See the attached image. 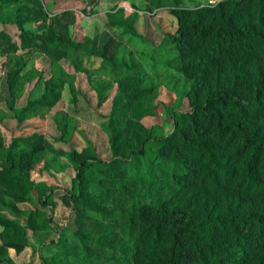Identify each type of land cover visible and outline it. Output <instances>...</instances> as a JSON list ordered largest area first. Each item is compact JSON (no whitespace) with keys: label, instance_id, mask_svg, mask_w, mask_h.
Listing matches in <instances>:
<instances>
[{"label":"trees","instance_id":"1","mask_svg":"<svg viewBox=\"0 0 264 264\" xmlns=\"http://www.w3.org/2000/svg\"><path fill=\"white\" fill-rule=\"evenodd\" d=\"M172 1L169 12L176 27L166 41L172 68L186 80L189 108L172 112V127L164 134L131 120L116 128L119 112H112L108 159L84 149L71 152L73 184L65 193L77 223L71 238L94 264L109 260L105 250L116 254L109 257L118 264H264V0L192 6ZM3 8L13 11L19 29L18 44L0 33V52L21 49L14 73L25 55L47 44L54 46V60L67 56L75 70L86 69L90 53L69 33L75 18L71 9L55 13L44 31H34L23 26L44 15L33 0H0ZM105 53L92 72L118 79L119 96L137 118L138 98L147 89L135 78L118 77L121 64L113 61L112 52ZM43 84L42 92L19 108L18 119L57 99L62 79L49 77ZM102 91H97L98 102ZM40 141L34 132L14 136L4 147L0 134V189L23 198L28 164ZM146 143L155 147L163 178L154 183L121 180L127 159L123 147L130 145L129 153L139 154ZM92 161L103 167V178L94 186L85 184V168ZM40 201L47 204L44 195ZM103 219L114 221L119 232L109 234ZM0 225V264H12L7 249L25 246L24 230L2 215ZM40 260L53 264L43 255Z\"/></svg>","mask_w":264,"mask_h":264},{"label":"rangeland","instance_id":"2","mask_svg":"<svg viewBox=\"0 0 264 264\" xmlns=\"http://www.w3.org/2000/svg\"><path fill=\"white\" fill-rule=\"evenodd\" d=\"M217 0H179L181 5L212 3ZM44 15L24 22L34 31H44L52 16L62 9H71L75 18L68 24L71 37L86 46L90 55L85 59V70H75L65 56L53 59L54 46L31 50L22 58V66L14 70V58L20 54L0 52V134L7 146L14 136L37 133L41 141L34 146L29 162V183L22 199L0 189V215L16 222L24 230L26 244L21 250L12 247L7 252L12 264H42L40 255L53 264H94L87 262L79 244L71 238L77 228L75 214L66 196L72 187L73 150L108 159L112 154L107 124L112 112H119L116 128L127 120L137 122L139 128H151L155 134H164L172 127L171 114L187 110L186 80L173 68L172 50L167 37L176 23L169 12L172 0H33ZM0 33L19 43V29L13 11L0 9ZM108 43V44H107ZM105 44H107L105 46ZM3 43L0 42V48ZM106 55L112 52L115 63L121 64L118 77L137 79L147 92L138 98L139 116L129 112V102L119 96L116 78L92 72ZM62 79L56 100L44 108L17 118V112L28 98L38 96L46 78ZM103 87L98 102L97 91ZM132 134V131H128ZM21 141H19L20 143ZM22 143H25L22 141ZM20 143V146L23 145ZM131 146L121 150L126 156V173L121 179L130 184L158 182L165 168L158 164L152 143L144 144L142 153H129ZM103 167L92 161L85 168V184L94 186L101 181ZM45 197L47 204L40 199ZM34 214V215H33ZM109 234L118 233L111 219L102 220ZM2 225H0V230ZM100 264H118L110 250ZM110 256V257H109ZM4 264V263H3Z\"/></svg>","mask_w":264,"mask_h":264}]
</instances>
